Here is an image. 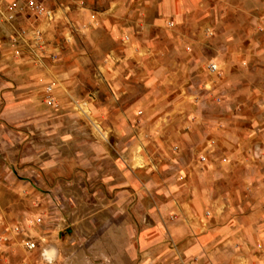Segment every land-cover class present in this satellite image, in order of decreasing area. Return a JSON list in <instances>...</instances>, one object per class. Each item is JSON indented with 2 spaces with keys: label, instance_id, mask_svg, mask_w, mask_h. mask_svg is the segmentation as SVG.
<instances>
[{
  "label": "crops",
  "instance_id": "crops-1",
  "mask_svg": "<svg viewBox=\"0 0 264 264\" xmlns=\"http://www.w3.org/2000/svg\"><path fill=\"white\" fill-rule=\"evenodd\" d=\"M76 2L54 11L70 22L69 44L38 25L18 47H0L8 94L45 102L59 100L58 86L85 87L104 101L108 133L168 136L151 143L172 171L155 190L164 224L151 212V226L127 238L122 213L121 237L91 238L66 259L57 249L55 264H264V0ZM30 17L15 21L31 27ZM222 97L237 109L193 107Z\"/></svg>",
  "mask_w": 264,
  "mask_h": 264
},
{
  "label": "rangeland",
  "instance_id": "rangeland-1",
  "mask_svg": "<svg viewBox=\"0 0 264 264\" xmlns=\"http://www.w3.org/2000/svg\"><path fill=\"white\" fill-rule=\"evenodd\" d=\"M35 1L54 12L58 3L77 0ZM7 5L15 7L11 22L6 21ZM225 7L211 8L220 12ZM65 8L68 17L70 10ZM29 13L31 27L23 20L16 23L17 17ZM42 20L25 9L22 0H2L0 47H18L17 32L29 34L27 30L34 31L38 25L54 35L64 31V43L69 44L68 20L61 16L52 22ZM205 30L212 36V27ZM7 80L5 67L0 66V264H46L41 259L45 247L58 249L62 259L65 254L86 252L91 238L122 236L116 228L122 213L127 238H136L151 226V212L165 223L168 217L161 209L166 197L155 190L166 185L172 169L163 150L152 147L155 140L151 137L167 142L168 136L108 133L103 123L106 118L101 117L105 103L94 101L85 87H77L75 95L69 86H58L59 100L51 95L49 104L48 98L30 101L25 95L8 94ZM235 104L222 97L220 102H207L208 107H193L196 111L221 105L230 114L237 109ZM118 142L123 149H118ZM131 142L135 149L133 144L127 148ZM107 222L114 226L103 230ZM30 244L35 247L29 249Z\"/></svg>",
  "mask_w": 264,
  "mask_h": 264
},
{
  "label": "built area",
  "instance_id": "built-area-1",
  "mask_svg": "<svg viewBox=\"0 0 264 264\" xmlns=\"http://www.w3.org/2000/svg\"><path fill=\"white\" fill-rule=\"evenodd\" d=\"M23 4L25 6V9L31 11L35 16L42 18L45 22H52L55 20V13L51 10H47L43 7V5L35 0H22ZM2 3V0H0V4ZM15 7L7 5L6 11H7V16H6V21L11 22L15 18ZM25 33L24 31H19L17 32L16 37H18L17 40H21L24 37ZM39 40V37L35 39V42ZM41 46V41L39 42V45ZM209 73H216L217 72V66L215 64H210L207 67ZM51 88H47L46 92L50 93ZM49 101L48 103L52 101L50 98H48ZM200 161L203 162L204 158L201 157ZM35 246L34 244L29 245V249H33Z\"/></svg>",
  "mask_w": 264,
  "mask_h": 264
},
{
  "label": "water",
  "instance_id": "water-1",
  "mask_svg": "<svg viewBox=\"0 0 264 264\" xmlns=\"http://www.w3.org/2000/svg\"><path fill=\"white\" fill-rule=\"evenodd\" d=\"M41 259L44 263L50 264L56 259V249L54 247H45L41 250Z\"/></svg>",
  "mask_w": 264,
  "mask_h": 264
}]
</instances>
